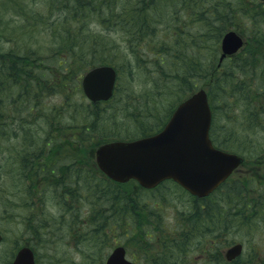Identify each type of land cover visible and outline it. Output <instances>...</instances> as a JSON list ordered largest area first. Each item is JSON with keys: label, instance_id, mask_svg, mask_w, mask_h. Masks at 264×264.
Wrapping results in <instances>:
<instances>
[{"label": "trees", "instance_id": "1", "mask_svg": "<svg viewBox=\"0 0 264 264\" xmlns=\"http://www.w3.org/2000/svg\"><path fill=\"white\" fill-rule=\"evenodd\" d=\"M102 1V6H99L100 11L97 13L103 14L104 19H109V16L113 14H120L119 18H114L113 24L119 31L126 30L131 49L136 51L140 41L146 42L147 44L145 45L150 44L151 47H154L153 49L158 45L156 49H158V51L160 49V51L157 52L152 60L154 74L151 71L153 75H151L150 78L156 89V95L158 92H163L162 90L167 88V92L173 95V99L175 98V100L177 99L179 101L185 97L188 92L194 91V89L199 87L206 88L212 108L210 136L216 146L227 149L229 143L235 140L237 135L241 143L251 145L255 143L252 140L257 138L256 135H264V30L261 28L264 24L263 1L179 0L181 3L189 2V7L192 8V13L185 22L190 21L188 19L191 18L192 21L199 20L203 23L200 29L192 31L189 37V42L196 44L193 45V47H197V51H189V48L185 47V40L180 35L183 29L178 27L180 24L177 25V22L180 21V17L174 15L172 17L174 19H172L169 18V15L166 13L155 10L158 6L157 1L159 0H148V2L147 0H140L142 5L145 6L149 3L153 9L146 11L144 8H140L138 11L133 7V11L137 12L134 15L126 11L133 9L131 6L128 8L126 4H124V6L120 5L122 0ZM85 2L87 6L94 5L92 0H85ZM157 17H161L160 21L163 20L161 23L164 24L163 27L158 28L159 30L155 29L153 24L155 20L157 21ZM170 23L175 24L171 27L176 31L173 35L175 36L174 41H167L168 39H166L170 37ZM229 28H233L242 33L246 37V42L238 53L225 58L218 67L219 48L217 44L223 33ZM158 32L165 33L166 35L161 37V34ZM64 34L67 35V30H64ZM152 35L156 36V41L154 40L155 37ZM79 36H82V34L76 35V44L79 43L81 39V41H84L83 45L79 48L82 54L77 52V50L72 53L70 50L66 51L64 49L67 57L64 59L65 61H62L64 74L60 77V81L55 80V78L49 76V73L45 72L44 67H42L43 59L40 58L41 56L30 52L29 49L26 48L23 51L25 54L20 53L21 51H19V53H14L12 50H0V154L5 152V145L11 138H19L21 142H24L25 148L19 150L18 153L21 155H17V159L14 160L20 165V173L18 172L16 174L14 180L17 182L21 178H29L26 184L25 180L23 183L18 184L20 186L17 189L21 193V195L16 198L18 200L11 198L10 208L5 207L8 206V204L4 207L7 212L11 209V219H16L17 217L13 214L15 210L27 211L22 218L23 222L16 220L14 224L23 226L21 229L27 232L29 235L28 238L33 241H36L37 238H41L44 230L52 231L55 229L56 224L57 227H63L62 229L68 234V237H72L71 239L76 237L77 242L80 241V239L90 236L95 240V237H99V240L95 241L98 243L100 242L101 236L105 234L107 228H109L110 233H112L110 237L115 235L113 234L114 232L121 230L123 228L122 224L124 218H126L131 225L127 232L126 230H122L125 236L128 237L131 233L134 235V238L138 237V240L142 238L151 239L153 238V234L147 230L149 226L147 225L146 229L144 225L147 223L149 224V221H143L139 211L143 208V201H141L139 197L137 198V196L145 191H150L154 194L155 191H158L162 187L169 186L176 188L179 192L181 190L183 192L185 191L171 180L164 181L153 189H144L134 180H130L126 183H116L106 178L98 170L94 158L92 157L94 151L93 146L95 148L102 142L111 140L112 138L114 139L116 135H114L112 131L103 132L100 130V121H96L92 113L98 110V112L103 114L101 118L102 123L107 117H104V113L108 107L119 109V103L122 102L123 108H125L124 96L121 101L119 100L116 104H112L116 97L114 94L106 101L89 102L82 94L80 85L75 84L76 86L71 88L72 85L70 82H75V80H73V75L76 74V72L79 71V73H82L86 68L102 62L112 64L111 60L106 59L103 61L93 59L89 63V54L87 55L85 52H90V55L93 57V54L97 52L101 42L99 39L95 38L92 44L87 45V42H85L86 39L83 38V36ZM195 39L199 40L195 41ZM207 41H211L215 45L211 55L204 62V59H201L200 52L202 51L200 48L205 46ZM250 42H252V47ZM74 43L75 41L73 40L69 45L73 46ZM74 54L78 55L79 59H74ZM11 56L13 57L11 58ZM136 62V66L132 63H130L129 66L135 74L137 73L135 72L136 67L140 69L141 66L146 65V61L143 59H137ZM17 63H21V65L18 66ZM73 64L76 70L73 68ZM147 67L152 70L151 66V68L149 66ZM133 72H131L132 75L134 74ZM136 79L137 78H133V81ZM161 80H164L166 83L168 82V84H164L163 86ZM63 86L65 88L61 91V87ZM132 87L133 85L131 88ZM67 89L73 91V96L75 94L76 99L70 98L71 95L68 94ZM128 90L129 89L124 85L123 95H126L129 92ZM48 92L49 94L61 93L64 97V102L62 101L60 105L62 107L74 108V116L70 113V121L67 119V112L63 111V116L66 117L68 122L62 123V126H58L59 128L55 133L53 132V134H50L51 130L49 127L50 125H52V127L54 126L52 122L56 119H51L49 112H46L49 115L46 120L47 127L40 136L37 134L39 124L35 129H31L28 125L30 122H28L27 119L35 113H42L41 102L39 101L40 98L45 96ZM138 95L134 94V97L136 98ZM148 96L149 94L144 96L139 95L140 99L137 101L138 106L137 108L135 107L136 110H139V115L145 112L143 105L151 102ZM66 101H68V103H65ZM83 105H86L88 110L86 113H82L81 120H77L78 111L75 109H82ZM238 110H240V114H238ZM170 112L171 110L168 112L167 117ZM147 114H151V110L146 112L145 116H147ZM73 118L74 120H72ZM44 121V119L40 120L41 123ZM56 121L61 123L59 120ZM105 122H107V120H104L103 123ZM162 122H165L163 121V117L145 126L140 123L137 132H140L139 135L150 134L158 130L163 125ZM45 138H47L45 140L46 143L43 141ZM60 142H66V148H72L74 151H71V149L70 151L67 150V153L56 161L52 159V152L56 150L55 147H57ZM257 143V150H259V152L254 153L256 155L248 153L256 164L252 166L248 157L244 156V166L247 165L244 170L249 174L252 173V175H256L255 171H264V146L262 141L259 142V139ZM82 144H87L89 148L91 144L92 149L89 150L88 148L85 153ZM79 147L80 149H78ZM25 149H29L28 151L30 153L26 154L27 150ZM247 152L250 151L247 149ZM39 158H42L43 163H40L36 167L32 166V162L30 165V161L33 159L36 161ZM81 158L85 159L87 164L83 163L80 160ZM70 163L71 165H69ZM68 165L70 167H68ZM253 181H255L254 176L253 178L247 176L246 179L244 177L240 179L230 178L207 197L196 198L191 196V199H193L191 213L187 216L183 215L180 218L181 226L179 235H183L184 240H181V242L177 244L179 251H184V247L191 235L195 236L196 234H201L202 237H208L212 231H217V233H219L224 230V228L229 229L236 220L233 207L237 201V198L231 195L230 191L235 189L237 193H244L248 190V187H251V182ZM76 187L80 191L78 195L80 197L79 199L71 195L73 189ZM227 187L229 189L221 192L223 188L225 189ZM47 191L49 193L51 192L53 196L52 200L57 205L61 203L62 207H59L61 209H66V211L70 210L73 205L77 206V201L81 198L84 199L85 197L87 200L90 198L92 201L97 199L95 207H91L89 212H87L89 216L83 225V229L79 231L81 235L83 234L80 239L78 236L72 234L73 230H76L75 227L78 223H76L75 226H73V222L68 223L67 221H61L59 223L53 221L52 223L47 222L44 216L40 217V211L44 209L46 199L45 193ZM223 193L226 194L218 198V196ZM224 201L227 203L231 201L227 205L228 209L223 206L227 204L223 203ZM101 210H106L103 216H100V212L104 213ZM96 213L99 214V218H96ZM80 218L82 219V217ZM155 226L159 225L155 224ZM47 233L50 232H45V234ZM217 236L219 235L217 234ZM59 239L64 241V238H58L57 240L60 241ZM165 239L166 238L161 239L162 244L164 242L165 244L167 243ZM155 240H152V242ZM228 241L229 239L224 237L219 241L218 239L216 242L213 241L212 244L208 243L205 246L208 260L213 262L215 259L217 264H241L242 261L240 258L238 260L226 261L223 254H220V247L224 246ZM162 244V253L157 256V259H155V255L151 258H147V264H165L166 258H169L170 255L173 254L174 251L171 252V247L164 245L163 248ZM196 246L200 249L202 245L196 244ZM242 264L247 263L244 262Z\"/></svg>", "mask_w": 264, "mask_h": 264}, {"label": "rangeland", "instance_id": "2", "mask_svg": "<svg viewBox=\"0 0 264 264\" xmlns=\"http://www.w3.org/2000/svg\"><path fill=\"white\" fill-rule=\"evenodd\" d=\"M92 1L94 4L93 6H87L85 0H0V50H12L14 51V53H19V51H21L20 53L25 54L23 51L26 48L29 49L30 52L41 56L40 58L43 59L42 67H44L45 72L49 73L50 77H53L55 78V80L60 81V77H62V74H64L62 61H65L64 59L67 57L65 55V50H70L72 53L77 50V52L81 53V49L79 48L83 45L84 41H81L82 39L78 38L81 40L80 42L78 40L79 43L76 44V35L82 34L83 38L86 39L85 42H87V45L92 44L95 38L99 39L100 42L103 43H101L99 47L97 46L98 50L95 54H93V57L90 55V52H85V54H89L88 62L90 63L93 59H98L100 61H103L105 59H112L111 62L117 70L114 88V95L116 97L115 101H113L112 104L118 103L119 100L121 101L124 96L125 108H123L122 102L119 103L120 108L117 106L119 109H113L112 107H108V109L104 113V117L107 116L104 119L107 120L105 124L103 123L104 120L102 121L103 124L101 123V118L103 117V114L98 112V110L96 112H93L92 114L93 116H95V119L97 121L98 119H100L99 124L101 125L99 128L103 132L112 131L114 135H116L114 139H131L136 136H140V132H137V130H139L140 123L145 126L156 121L160 117H163V121H166L165 119H167L168 112L173 109L178 100H175V98L173 99V95L170 92H167V88L163 89V92H158L156 95V89L152 80L150 79L151 75L154 74L152 60L154 59V56H156L157 52L160 51V49L159 51L158 49H156L158 48V45L155 47V49H153L154 47H151L150 44L145 45L147 44L146 42L140 41L137 45L136 51L131 49V45H129L130 41L127 37L126 30L119 31L118 28L113 24L114 18H119L120 14H113L112 16H109V19H104L102 14L97 13L100 11L99 6H102L103 1ZM140 2V0H122L120 2V5L124 6V4H126V7L129 8V6H131V8L134 7L138 11L140 10V8H144L146 11L153 9V7H151V5L147 3L148 0L147 2L145 1L147 3V5L145 6L142 5V3ZM157 3H160V5L158 4V8H155L156 11H165L164 13L169 15V18H172L174 15L180 17V21L177 22V25L180 24L178 27L183 29V32H181L180 35L185 40V47H188L189 51H197L198 48L193 47V45L196 44L190 43L189 37L190 34H192V31L199 30L203 23L199 20L192 21L191 18L188 19L190 21L185 22L188 16L192 13V8L189 7V2L181 3L179 0H159L157 1ZM165 4L168 6H166ZM134 8L126 11H129L131 15H134L137 13L133 11ZM160 19L161 17H157V21L153 22L154 26H156L155 29L163 27L164 24L160 22ZM173 25L175 24H169V31H171V33H169L170 37L166 38L168 39L167 41L175 40V36L173 35L176 33V31L171 28ZM261 28L264 30V24L261 26ZM15 29L17 30L15 31ZM64 30H67V35L64 34ZM158 33L161 34V37H164L166 35L162 32ZM153 37H155L154 40L156 41V36ZM244 38L246 39L245 36ZM73 40L75 41V43L73 46H70L69 43L73 42ZM197 40L199 39H195V41ZM250 44L252 47V42H250ZM214 45L215 44L211 41H207L205 43V46L200 48L202 51L200 52L201 59H204V62L211 55ZM217 45L219 48V43ZM208 47L211 49H209ZM73 56L74 59H79L78 55L74 54ZM137 58L146 61V65L141 66L140 69L136 67L135 72L137 73L135 74L129 66L130 63L136 66ZM147 66H151L152 70L149 69ZM73 68L76 70L74 64ZM151 71L153 72V74L151 73ZM131 72H133L134 74L132 75ZM81 74L82 73H79L78 71L76 72V74L73 75V80H75V82H70V84L72 85L71 88L75 87V84L80 85V77L82 76ZM133 78L137 79L133 81ZM161 82L163 86L164 84H168V82L166 83L164 80H161ZM124 85L129 89V92L126 95H123ZM132 85L133 87L131 88ZM155 86L158 87L157 85ZM64 88V86L61 87V91H63ZM67 92H69L68 94L72 96L71 98L76 99V96L75 94L73 96V91H71V89H67ZM189 93L190 92H188L187 94ZM134 94H139L142 96L149 94L148 97H150L149 100H151L149 104L143 105L145 112H142L140 115L139 110L135 109V107L137 108L138 106L137 101L140 99V97L138 95L135 98ZM62 101L64 102V97L61 93H47L45 96L40 98L42 115H40L39 113H35L27 119V121L30 122L28 123L30 128L35 129L39 124L37 134L41 136L45 131L44 129L47 127L46 120L50 115L51 119H56L60 122L63 121L61 122V124L56 120L52 122L54 126L52 127V125H50L49 127L51 130L50 134H53V132L55 133L56 130L59 128L58 126H62V123H66L68 122V120H70V113L74 116V108L62 107L60 105ZM65 103H68V101H66ZM75 110L78 111L76 119L81 120L82 113H86L88 109L86 105H83L82 109L78 108ZM149 110H151V114H147V116H145L146 112H148ZM63 111L67 112L68 120H66V117L63 116ZM46 112H49V115ZM238 114H240V110H238ZM41 116L42 118H40ZM43 118L44 120H46L41 123L40 120ZM135 132L137 133L134 134ZM256 136L257 138H255V140H252L255 143L249 145L246 143H241L239 141L240 138H238L237 135L238 139L236 138L237 140H232L227 146V150L239 152L244 156H247L248 160L250 161V164L253 166L256 164V162H254V159H251V156H249V154L252 155L254 153L259 152V150H257L258 139L259 142L262 141V144L264 146V135L258 134ZM46 139L47 138L44 139V142ZM24 145V142H21L19 138L15 139V137H13L9 142L6 143L4 149L5 152L0 154V227L2 228H0V235L2 237L0 240V264H8L15 249L21 245H29L34 250L33 252L35 253L37 264H105V260L108 254L117 245H122L125 247L126 257L132 262H134V264H147V258H151L153 255H155V259H157V256L162 253V238H166L165 240H167V243L165 244L164 242L162 244V247L164 248V245H166L167 247H171V252L174 251L169 258H166L165 264H217V261H215V259L213 262L208 260L206 252L207 250H205V246L208 243L212 244L213 241L216 242L217 239L219 241L224 237L229 239V241L224 246L220 247V254H223L224 250L231 243L241 242L243 246L242 253L241 256L236 258L237 260L240 258L242 263L245 262L247 264H264L263 170L258 172L255 171L256 175H252V173L249 174L248 172H245L244 169L247 166L245 165L244 167H242L239 174L233 176L234 178L244 177L245 179L247 178V176L251 178H253L254 176L255 179V181L251 182V187H248V190H246L244 193H237L236 190L230 191L231 195L238 198L236 199L237 201L234 206L235 208L233 207V211H235L234 213L236 214V220L234 221L233 225L230 226L229 229L224 228V230L220 231L219 233H217V231H212L208 237H202L201 234H196L195 236L191 235V237L188 238L189 241L185 245L186 247H184V251L181 252L177 247V244L180 243L181 240H184L183 235H179V229L181 226L180 218L183 215L187 216L191 213V208L193 207V199H191V196L186 192H183L182 190L179 192L176 188L170 186L162 187L158 191H155L154 194H152V192L150 191H145L141 192L139 196H137V198L139 197L140 200L143 201V208L139 211L141 213L140 215L142 219H144L145 221H149V224L147 223L144 225L146 229L147 225L149 226V229L147 230L152 232L153 234V238L151 239L142 238L138 240V237L134 238V235L131 233L128 237L125 236L123 231L126 230L127 232L129 230V227H131L130 223L126 218H124L123 220V228L119 230L120 232H114L113 234L115 235H113L112 237H110L112 234L110 233V229L107 228L105 234L101 236L100 242L98 243H96L95 241H98L99 237H95L96 240L92 237L91 239L90 236H88L87 239H80L83 234L81 235L79 231L83 229V225L85 224V221L89 216L87 215V212H89L91 207H95L97 199H95V201H92L91 199L87 200V198L85 197L84 199L81 198L79 201H77V206L73 205L70 210L66 211V209H61L59 207H62L61 203L57 205L52 200V194L47 191L45 193L46 199L44 209L43 211H40V217L44 216V218L48 222L52 223L53 221L56 223H59L61 221H67L68 223L73 222V226L78 223V225L75 227L76 230H73L72 234L74 236H78L80 241L77 242L76 237H74L73 239H71L72 237L70 238V236L68 237V234L65 233L64 229H62L63 227H57L56 224L55 229H53L52 231L44 230L43 236L39 239L37 238L36 241H33L32 239L28 238V233L21 229L23 228V226H21L20 224H14V221L16 220H20V222H23L22 218L25 216L27 211L15 210L13 214L17 217L16 219H11V209L7 212L5 207H3L7 204L11 205V198H13L14 200H18L16 198L21 195V193L17 189L20 186L18 184L23 183L24 180L26 184L29 180V178H21L17 182L14 180L16 174L19 172L20 166L14 161V159H17L16 156L18 154L21 155L17 152H19V150L22 149ZM82 146L83 151L86 153L89 146L87 144H82ZM55 148L56 150L52 152L54 157H52V159L56 161L62 155L67 153V150L70 151L71 149V151H74L72 148H66V142H60ZM78 149H80V147ZM91 149L92 145L90 144L89 150ZM93 149H95L94 146ZM247 149L250 152H247ZM25 150H27L26 154L30 153L28 149ZM92 157L94 158V156ZM80 160L83 163L87 164V161L85 159L81 158ZM30 162H32L33 167H36L40 163H43L42 158H39L36 161L32 160ZM226 189L229 188H223L221 192L226 191ZM79 193L80 191L76 187L73 189L71 195L79 199ZM226 193L220 194L218 198H220V196ZM5 202L7 203L4 204ZM230 202L231 201H228L227 203L224 201L223 203L227 204L223 206L228 209L227 205ZM101 211L104 213L100 212V216H103L106 210ZM95 216L96 218H99L98 213H96ZM80 217H82V219ZM155 224H158L159 226H155ZM45 232L50 233L45 234ZM217 234L219 236H217ZM58 238H64V241L66 243L64 241H61L60 239V241H58ZM152 240L155 241L152 242ZM196 244L202 245L200 246V249L197 248Z\"/></svg>", "mask_w": 264, "mask_h": 264}, {"label": "water", "instance_id": "3", "mask_svg": "<svg viewBox=\"0 0 264 264\" xmlns=\"http://www.w3.org/2000/svg\"><path fill=\"white\" fill-rule=\"evenodd\" d=\"M243 44L234 30L226 31L220 41L219 62ZM116 73L112 66L99 65L85 73L81 84L92 101L112 95ZM211 109L207 93L198 89L181 101L163 128L133 140H114L99 145L95 158L99 168L111 179L124 182L133 178L142 186L152 187L164 179H172L192 195L206 196L219 186L242 162V157L215 147L209 137ZM1 240V235H0ZM241 251L235 244L226 250L227 259ZM12 264H34L33 253L23 246ZM106 264H133L125 250L117 246Z\"/></svg>", "mask_w": 264, "mask_h": 264}, {"label": "bare ground", "instance_id": "4", "mask_svg": "<svg viewBox=\"0 0 264 264\" xmlns=\"http://www.w3.org/2000/svg\"><path fill=\"white\" fill-rule=\"evenodd\" d=\"M10 1V0H9ZM25 1V0H24ZM75 1V0H74ZM174 1V0H173ZM112 2V1H111ZM3 3V2H2ZM60 3V2H59ZM105 3V2H104ZM141 3V2H140ZM166 3V2H165ZM1 4V3H0ZM56 4V3H55ZM157 4V3H156ZM159 5H160V3H158ZM162 4V3H161ZM22 5V4H21ZM60 5V4H59ZM109 5V4H108ZM166 5V4H165ZM164 5V6H165ZM5 6V5H4ZM17 6V5H16ZM112 6V5H111ZM162 6V5H161ZM163 6V7H164ZM166 6H168V5H166ZM182 6H183V4H182ZM26 7V6H25ZM62 7V6H61ZM152 7V6H151ZM154 7H156V6H154ZM179 7V6H178ZM149 8V7H148ZM158 8V7H157ZM28 9V8H27ZM161 9V8H160ZM12 10V9H11ZM31 10V9H30ZM29 10V11H30ZM89 10V9H88ZM106 10V9H105ZM25 11V10H24ZM28 11V12H29ZM160 11V10H159ZM20 12H21V10H20ZM93 12V11H92ZM153 12V11H152ZM165 12V11H164ZM35 13V12H34ZM139 13V12H138ZM12 14V13H11ZM37 14V13H36ZM56 14V13H55ZM105 14V13H104ZM111 14V13H110ZM109 14V15H110ZM158 14V13H157ZM27 15V14H26ZM98 15V14H97ZM103 15V14H102ZM108 15V16H109ZM163 15V14H162ZM161 15V16H162ZM21 16V15H20ZM94 16V15H93ZM38 17V16H37ZM46 17V16H45ZM172 17V16H171ZM31 18H33V17H31ZM35 18V17H34ZM47 18V17H46ZM110 18V17H109ZM146 18H149V17H146ZM166 18V17H165ZM38 19H40V18H38ZM112 19V18H111ZM217 19V18H216ZM88 20V19H87ZM142 20V19H141ZM27 21V20H26ZM108 21V20H107ZM156 21V20H155ZM172 21V20H171ZM10 22V21H9ZM41 22V21H40ZM161 22V21H160ZM16 23H18V22H16ZM30 23V22H29ZM106 23H108V22H106ZM110 23H111V21H110ZM150 23V22H149ZM27 24V23H26ZM58 25V24H57ZM62 25V24H61ZM110 25V24H109ZM210 26V25H209ZM3 27V26H2ZM22 27V26H21ZM25 27V26H24ZM156 27V26H155ZM18 29V28H17ZM17 29H15V31L17 30ZM63 29V28H62ZM126 29V28H125ZM131 29V28H130ZM22 31V30H21ZM192 31V30H191ZM78 32V31H77ZM9 33V32H8ZM24 34V33H23ZM18 35H20V34H18ZM103 35V34H102ZM132 35V34H131ZM163 36V35H162ZM1 37V36H0ZM14 37V36H13ZM133 38V37H132ZM202 38V37H201ZM261 38V37H260ZM69 39V38H68ZM76 39V38H75ZM18 41V40H17ZM173 41V40H172ZM90 42V41H89ZM12 43V42H11ZM45 43V42H44ZM62 43V42H61ZM102 43V42H101ZM4 44V43H3ZM13 44V43H12ZM37 44V43H36ZM125 44V43H124ZM134 44V43H133ZM73 45V44H72ZM99 45V44H98ZM180 45V44H179ZM8 46V45H7ZM135 46V45H134ZM153 46V45H152ZM148 47V46H147ZM150 47V46H149ZM16 48V47H15ZM66 48V47H65ZM69 48V47H68ZM151 48V47H150ZM175 48V47H174ZM207 48V47H206ZM209 48V47H208ZM209 49H211V48H209ZM184 50V49H183ZM67 51V50H66ZM110 51V50H109ZM100 52V51H99ZM185 52V51H184ZM110 53V52H109ZM143 53H145V52H143ZM11 54V53H10ZM58 54V53H57ZM135 54V53H134ZM184 55V54H183ZM26 56V55H25ZM181 56V55H180ZM9 57H10V55H9ZM13 56H11V58H12ZM99 57V56H98ZM105 57V56H104ZM114 57V56H113ZM125 57V56H124ZM133 57V56H132ZM136 57V56H135ZM186 57V56H185ZM101 58V57H100ZM138 59V58H137ZM136 59V60H137ZM200 59V58H199ZM110 60V59H109ZM112 60V59H111ZM124 60V59H123ZM184 60V59H183ZM13 61V60H12ZM139 61V60H138ZM17 62V61H16ZM78 62V61H77ZM254 62V61H253ZM2 63V62H1ZM103 63V62H102ZM18 64V66L19 65H21V63L19 64V63H17ZM79 64V63H78ZM1 65V64H0ZM2 65H3V63H2ZM199 66V65H198ZM197 66V67H198ZM2 67V66H1ZM17 67V66H16ZM200 67V66H199ZM22 68V67H21ZM151 68V67H150ZM17 69H20V68H17ZM15 70V69H14ZM22 70V69H21ZM25 70V69H24ZM147 70V69H146ZM140 71V70H139ZM250 71V70H249ZM141 73V72H140ZM144 74V73H143ZM144 76V75H143ZM81 78V77H80ZM144 79V78H143ZM129 86V85H128ZM183 87V86H182ZM222 87V86H221ZM47 90V89H46ZM172 91V90H171ZM222 91V90H221ZM224 92V91H223ZM49 93V92H48ZM52 93V92H51ZM69 93V92H68ZM71 93V92H70ZM52 96V95H51ZM72 97V96H71ZM70 97V98H71ZM79 98V97H78ZM37 101V100H36ZM40 102V101H39ZM70 102V101H69ZM77 104V103H76ZM49 107V106H48ZM47 107V108H48ZM55 107V106H54ZM59 107V106H58ZM227 107V106H226ZM18 108V107H17ZM37 108V107H36ZM223 109V108H222ZM227 109V108H226ZM46 110V109H45ZM231 110V109H230ZM47 111H48V109H47ZM17 113H20V112H17ZM45 113V112H44ZM107 113V112H106ZM48 114V113H47ZM53 114V113H52ZM41 115V114H40ZM14 116V115H13ZM45 117V116H44ZM47 117V116H46ZM217 117V116H216ZM40 118H42V116L40 117ZM72 118V117H71ZM95 118V117H94ZM44 119V118H43ZM74 119V118H73ZM46 120V119H45ZM97 121V120H96ZM99 121V120H98ZM62 122V121H61ZM5 124V123H4ZM11 124V123H10ZM10 124H9V126H10ZM61 124V123H60ZM105 124V123H104ZM68 125V124H67ZM87 125V124H86ZM100 125V124H99ZM26 127V126H25ZM24 127V128H25ZM49 127V126H48ZM98 127V126H97ZM64 128V127H63ZM82 128V127H81ZM88 128H89V126H88ZM262 128V127H261ZM57 129V128H56ZM222 129V128H221ZM96 130V129H95ZM101 130V129H100ZM24 131V130H23ZM47 131V130H46ZM138 131V130H137ZM8 132V131H7ZM5 133V132H4ZM32 133V132H31ZM225 133V132H224ZM136 134V133H135ZM219 134V133H218ZM2 135V134H1ZM8 135V134H7ZM28 135H29V133H28ZM36 135V134H35ZM234 135H236V134H234ZM22 139V138H21ZM29 139V138H28ZM3 140V139H2ZM20 140V139H19ZM38 140V139H37ZM251 140V139H250ZM29 141V140H28ZM44 141V140H43ZM33 142V141H32ZM16 143V142H15ZM15 143H13V144H15ZM40 143V142H39ZM46 143V142H45ZM54 144V143H53ZM21 145V144H20ZM23 147V146H22ZM27 147H29V146H27ZM8 148V147H7ZM23 148H25V147H23ZM13 149V148H12ZM17 149V148H16ZM29 150V149H28ZM9 151V150H8ZM24 151V150H23ZM22 151V152H23ZM263 151V150H262ZM18 153V152H17ZM19 155V154H18ZM11 156V155H10ZM15 160V159H14ZM34 160V159H33ZM35 161V160H34ZM7 163V162H6ZM11 163H13V162H11ZM19 163H21V162H19ZM31 163V162H30ZM9 164V163H8ZM22 164V163H21ZM35 165V164H34ZM69 165H71V163L69 164ZM68 165V167H70ZM5 167V166H4ZM6 168V167H5ZM74 168V167H73ZM8 169V168H7ZM35 169V168H34ZM70 169V168H69ZM68 169V170H69ZM76 169V168H75ZM1 170V169H0ZM21 170V169H20ZM66 170V169H65ZM80 170V169H79ZM38 171V170H37ZM55 171V170H54ZM1 172V171H0ZM11 172V171H10ZM29 172V171H28ZM71 172V171H70ZM20 173V172H19ZM26 173V172H25ZM68 174H70V173H68ZM71 174H73V173H71ZM90 174V173H89ZM9 175H10V173H9ZM64 175V174H63ZM23 176V175H22ZM45 176V175H44ZM81 177V176H80ZM93 177V176H92ZM8 180V179H7ZM90 180V179H89ZM83 182V181H82ZM97 182V181H96ZM90 183H91V181H90ZM93 183V182H92ZM83 187V186H82ZM17 188V187H16ZM22 188V187H21ZM95 188V187H94ZM90 189V188H89ZM235 190V189H234ZM51 193V192H50ZM104 194V193H103ZM117 196V195H116ZM58 197V196H57ZM87 197V196H86ZM94 197V196H93ZM112 197V196H111ZM65 198V197H64ZM251 198V197H250ZM6 199V198H5ZM90 199V198H89ZM238 199V198H237ZM11 201V200H10ZM7 202H5L4 204H6ZM10 204V203H9ZM107 205V204H106ZM85 206V205H84ZM4 207V206H3ZM5 207H9V205L8 206H5ZM10 208V207H9ZM50 208V207H49ZM98 208V207H97ZM235 208V207H234ZM51 209V208H50ZM7 211V210H6ZM95 211V210H94ZM253 211V210H252ZM54 212V211H53ZM115 212V211H114ZM213 215H214V213H213ZM68 216V215H67ZM217 216V215H216ZM255 216V215H254ZM113 217V216H112ZM219 217V216H218ZM250 218V217H249ZM211 219V218H210ZM241 219V218H240ZM202 220V219H201ZM143 221H144V219H143ZM218 221V220H217ZM5 222V221H4ZM48 222V221H47ZM108 222V221H107ZM206 222V221H205ZM140 223V222H139ZM202 223V222H201ZM227 223V222H226ZM7 224V223H6ZM110 224V223H109ZM114 224V223H113ZM100 225V224H99ZM207 225V224H206ZM218 225V224H217ZM10 227V226H9ZM1 228V227H0ZM73 228V227H72ZM2 229V228H1ZM5 229H7V228H5ZM227 229V228H226ZM99 230V229H98ZM8 231V230H7ZM125 231V230H124ZM120 232V231H119ZM7 233V232H6ZM35 233V232H34ZM11 234V233H10ZM8 235V234H7ZM35 235V234H34ZM124 236V235H123ZM82 237V236H81ZM2 238V237H1ZM91 238V237H90ZM87 239V238H86ZM92 239V238H91ZM46 241V240H45ZM88 241V240H87ZM183 241V240H182ZM57 242V241H56ZM55 242V243H56ZM246 242V241H245ZM59 244V243H58ZM195 246V245H194ZM186 247V246H185ZM38 248V247H37ZM11 249V248H10ZM41 249H42V247H41ZM14 251V250H13ZM44 251V250H43ZM81 252V251H80ZM75 253V252H74ZM174 258V257H173ZM7 259V258H6ZM92 259V258H91ZM4 261H6V260H4Z\"/></svg>", "mask_w": 264, "mask_h": 264}, {"label": "flooded vegetation", "instance_id": "5", "mask_svg": "<svg viewBox=\"0 0 264 264\" xmlns=\"http://www.w3.org/2000/svg\"><path fill=\"white\" fill-rule=\"evenodd\" d=\"M16 251H17V249H15V251H14V253H13V256L10 258V260H9L8 264H10V263H11V261L13 260V258H14V255H15ZM34 257H35V254H34ZM35 261H36V257H35ZM36 264H37V263H36Z\"/></svg>", "mask_w": 264, "mask_h": 264}]
</instances>
